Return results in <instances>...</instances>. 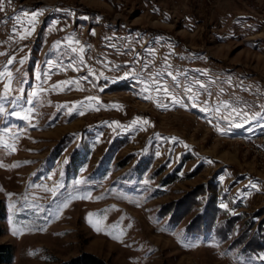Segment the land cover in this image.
I'll return each mask as SVG.
<instances>
[{
  "label": "rangeland",
  "instance_id": "1",
  "mask_svg": "<svg viewBox=\"0 0 264 264\" xmlns=\"http://www.w3.org/2000/svg\"><path fill=\"white\" fill-rule=\"evenodd\" d=\"M0 53L10 264H264V0H4Z\"/></svg>",
  "mask_w": 264,
  "mask_h": 264
},
{
  "label": "trees",
  "instance_id": "2",
  "mask_svg": "<svg viewBox=\"0 0 264 264\" xmlns=\"http://www.w3.org/2000/svg\"><path fill=\"white\" fill-rule=\"evenodd\" d=\"M192 198V197H191ZM195 200V196H193ZM214 210V211H213ZM216 206L211 203V200L208 203V207L205 208L204 214H201L202 217L194 222L191 226L190 231L195 234H199L201 232L212 231L213 223H214V215ZM175 221L179 220V217L173 215ZM6 219V209L2 202H0V236L4 233L3 222ZM247 249L251 252H259L264 250V233L259 235H254L253 239L251 240L250 244H247ZM13 259V249L10 246H0V264H10ZM60 264H104L103 261L99 260L98 258L92 255H82L81 257L75 258L68 262H62Z\"/></svg>",
  "mask_w": 264,
  "mask_h": 264
},
{
  "label": "snow or ice",
  "instance_id": "3",
  "mask_svg": "<svg viewBox=\"0 0 264 264\" xmlns=\"http://www.w3.org/2000/svg\"><path fill=\"white\" fill-rule=\"evenodd\" d=\"M9 2H10V0H9ZM3 10H4V0H0V11H3ZM34 21H35V15H33L32 20H30L29 23L30 24H33ZM27 35H31V32H27ZM23 38L24 37L22 36L21 39H23ZM72 50L73 51H76L75 49H72ZM80 51H83V49H81ZM0 54H2V53H0ZM14 59H15L14 57L10 58L8 60V63L9 64L13 63ZM0 76L7 77V80H8V83H6L5 86H4V92H3V98L6 99L10 95V93L12 91V88H11V84H12V73L10 71L5 70V72L2 73V74H0ZM37 78H39V77H37ZM76 83H77L76 81H64V82H60L57 85H54L53 86V89L55 90V89L60 88L62 84H76ZM156 91H158V92L162 91L165 94L170 95L168 93V89L166 87H164V86L159 85V84H157ZM188 91H191V89H189ZM32 95L33 96H36V93L34 92V93H32ZM90 99H92V98H90ZM172 102L173 103H179V100H176L174 97H172ZM165 107H166V105H165ZM0 111H3V109L0 108ZM143 123L146 124V123H148V121H143ZM252 186L255 187V185H252ZM97 230L99 231V228H97Z\"/></svg>",
  "mask_w": 264,
  "mask_h": 264
},
{
  "label": "bare ground",
  "instance_id": "4",
  "mask_svg": "<svg viewBox=\"0 0 264 264\" xmlns=\"http://www.w3.org/2000/svg\"><path fill=\"white\" fill-rule=\"evenodd\" d=\"M259 138H264V134L255 138L253 141H252V144H254V149L255 150H251L254 154L258 155L261 159H262V162H264V140H259ZM237 141H241L243 143H246L244 140H237ZM247 143H250V142H247ZM241 144V143H240ZM259 151V152H256Z\"/></svg>",
  "mask_w": 264,
  "mask_h": 264
},
{
  "label": "built area",
  "instance_id": "5",
  "mask_svg": "<svg viewBox=\"0 0 264 264\" xmlns=\"http://www.w3.org/2000/svg\"><path fill=\"white\" fill-rule=\"evenodd\" d=\"M259 140H264V138H259ZM228 141V140H227ZM233 142V141H232ZM235 143H241L242 145L246 146V147H249V149L251 150H255L254 149V144H252V141H250V143H243L241 141H234ZM256 152H259L256 150Z\"/></svg>",
  "mask_w": 264,
  "mask_h": 264
}]
</instances>
